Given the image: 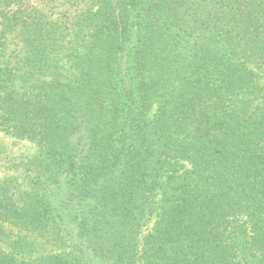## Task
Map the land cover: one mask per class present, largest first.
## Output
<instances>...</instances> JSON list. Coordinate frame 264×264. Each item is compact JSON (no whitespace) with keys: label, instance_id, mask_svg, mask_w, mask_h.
<instances>
[{"label":"trees","instance_id":"16d2710c","mask_svg":"<svg viewBox=\"0 0 264 264\" xmlns=\"http://www.w3.org/2000/svg\"><path fill=\"white\" fill-rule=\"evenodd\" d=\"M0 128V264H264V0H0Z\"/></svg>","mask_w":264,"mask_h":264},{"label":"rangeland","instance_id":"374dc122","mask_svg":"<svg viewBox=\"0 0 264 264\" xmlns=\"http://www.w3.org/2000/svg\"><path fill=\"white\" fill-rule=\"evenodd\" d=\"M0 147L5 149V153L2 155V158H6V155H17L21 157H25L29 154L35 152L36 147L29 142L18 140L11 135L6 134L5 131L1 130L0 128ZM1 155V154H0ZM0 173L3 172V161L0 159Z\"/></svg>","mask_w":264,"mask_h":264}]
</instances>
